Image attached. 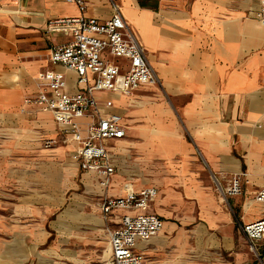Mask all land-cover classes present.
<instances>
[{
    "label": "crops",
    "instance_id": "1",
    "mask_svg": "<svg viewBox=\"0 0 264 264\" xmlns=\"http://www.w3.org/2000/svg\"><path fill=\"white\" fill-rule=\"evenodd\" d=\"M115 1L162 87L145 84L132 95L99 93L113 101L108 110L120 114L126 127L125 138L108 144L116 172L107 194L118 198L158 189L148 212L164 226L148 242L137 241V251L146 252L143 264H218V254L234 245L236 223L264 216L256 200L264 188V21L254 17L260 0ZM87 3V16L104 20L112 14L109 0ZM79 13L66 0H0V82H8L0 87L3 118L10 106L38 92L27 80L38 83L42 71L53 69L51 47L67 41L60 33L48 34L47 21ZM55 69L65 72L68 86L73 80V89L76 74ZM113 96L123 100L122 108L116 109ZM23 106L27 116L37 115L41 124L49 118L59 128L66 146L54 152L69 149L72 156L78 142L53 114ZM71 163L96 180L103 197L100 176ZM234 177L244 179L241 193L224 194ZM134 212L115 209L110 223L117 226ZM8 236L0 229V257L11 254ZM109 248L113 264L110 242Z\"/></svg>",
    "mask_w": 264,
    "mask_h": 264
},
{
    "label": "built area",
    "instance_id": "2",
    "mask_svg": "<svg viewBox=\"0 0 264 264\" xmlns=\"http://www.w3.org/2000/svg\"><path fill=\"white\" fill-rule=\"evenodd\" d=\"M66 1L76 4L80 13L47 21L45 31L60 33L67 41L52 45L49 62L53 69L39 74L38 92L24 101L52 113L65 132L78 142L72 157L82 169L100 176V184L106 190L101 201L106 219L115 209L137 211L122 216L121 223L110 231L109 242L113 264H143L146 252L137 251V241L148 242L164 226L159 215L148 212L158 189L146 187L118 198L107 194L116 172L108 144L125 138L126 127L120 114L108 110L113 107V101L100 99L99 93L132 95L142 85L162 87V82L115 0H109L112 14L104 20L86 15L87 0ZM254 17L264 21V0H260ZM112 57L117 60L112 61ZM58 66L76 74L73 89H69L65 72L55 69ZM241 191V178L234 177L223 193L235 195ZM256 200L264 205V188L257 192ZM238 224L253 246L264 240V216L248 224Z\"/></svg>",
    "mask_w": 264,
    "mask_h": 264
},
{
    "label": "rangeland",
    "instance_id": "3",
    "mask_svg": "<svg viewBox=\"0 0 264 264\" xmlns=\"http://www.w3.org/2000/svg\"><path fill=\"white\" fill-rule=\"evenodd\" d=\"M27 82L38 88L36 80ZM7 83L1 81L0 87ZM113 97L116 109L122 108L123 100ZM23 105L22 98L17 107L10 106L8 117L0 114V229L13 236L6 241L11 254L0 263L110 264L114 226L102 213L96 180L72 168L69 149L54 152L66 146L59 128L49 118L41 124L37 115L27 116ZM235 226L234 245L218 254V264H264V241L253 246Z\"/></svg>",
    "mask_w": 264,
    "mask_h": 264
},
{
    "label": "bare ground",
    "instance_id": "4",
    "mask_svg": "<svg viewBox=\"0 0 264 264\" xmlns=\"http://www.w3.org/2000/svg\"><path fill=\"white\" fill-rule=\"evenodd\" d=\"M121 97H123V95H121Z\"/></svg>",
    "mask_w": 264,
    "mask_h": 264
}]
</instances>
